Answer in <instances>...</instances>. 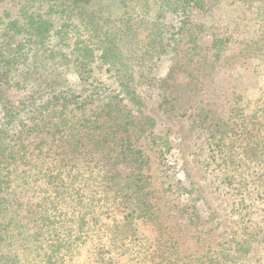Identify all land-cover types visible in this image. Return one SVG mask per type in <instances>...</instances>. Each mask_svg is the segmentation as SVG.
<instances>
[{"label": "rangeland", "instance_id": "1", "mask_svg": "<svg viewBox=\"0 0 264 264\" xmlns=\"http://www.w3.org/2000/svg\"><path fill=\"white\" fill-rule=\"evenodd\" d=\"M31 17L48 22L47 43L23 44ZM70 49L94 52L82 78L80 58L64 64ZM85 97L94 102L82 108ZM15 105L22 117L58 109L64 122L106 113L108 144L97 166L66 163L59 147L0 164V264H264V191L224 183L215 144L236 106L264 109V0H1L0 127L10 133L2 116ZM101 129L92 125L95 139ZM129 149L131 162L118 163ZM50 172L78 177V199L65 178L55 194ZM118 175L140 176L138 195L102 202L100 179Z\"/></svg>", "mask_w": 264, "mask_h": 264}, {"label": "trees", "instance_id": "2", "mask_svg": "<svg viewBox=\"0 0 264 264\" xmlns=\"http://www.w3.org/2000/svg\"><path fill=\"white\" fill-rule=\"evenodd\" d=\"M32 21H34L33 17L30 18V24L22 29L23 32H26L25 35H23L25 38L23 44L28 43L30 46L35 42L39 45H43L45 42L47 43L51 30L48 22L40 18L37 19L35 23H32ZM246 49H249L248 45H246ZM78 52L81 54L80 49ZM75 53V49H70L69 52L63 53L62 56L65 66H67V62L72 61V58H75V61L79 60L80 57L74 55ZM105 54L106 53L102 50V59H104ZM92 60H94V52L86 49L83 57L80 58L79 63H76L81 78L83 72H90V70H87V64ZM16 85H19L18 82ZM69 101L70 100L67 96H64L59 103L63 106L62 108H64L61 110L62 113H65L64 117H66L67 114V103ZM132 101L139 102L138 96L133 97ZM93 102L94 101L88 100V97H85L81 106L82 108L84 105L85 107H88V105ZM52 106H54V108L59 107V105ZM13 108L14 112L12 113L6 110V113L2 116V121L6 126L12 124L14 131L10 133L9 129L6 130L5 128L0 127V141H3L6 137H10L15 146L12 144V146L7 149L8 145H6L5 150L0 147V164L5 163L6 165H10L15 163V158H24L26 152V158L28 157L29 160L38 159L39 157L41 158L44 153L43 150H45L46 147L47 149L45 151L51 150L55 147H59V149L61 148L62 151L65 152L63 160L66 163L75 160L77 161V164H80L79 166H82V163L78 162H85L86 164L88 163L89 165L97 166L103 161L104 155L106 156V153L104 154V152L107 148L108 139L105 131L101 129V127L106 125V113H98L95 115V118L92 119L93 114L91 116L88 115V108H86L79 116L75 117V121L66 120L64 122L61 118L57 121L53 119L58 109L52 111L49 110V113H40L39 115H33L35 112H31L30 116L22 117L20 113H17L22 111L20 106L15 105ZM101 111H104V108ZM233 111L234 114L224 122V125H220L221 129L217 130L218 137L215 139L217 153L220 154V171L222 172V175H225L223 182L231 187L232 184L238 180L240 185L236 188L237 191L244 190L246 184L255 187L253 190L257 193L259 192L258 187H262L264 191V109L254 110L249 114L246 113V109H243V107L238 105ZM58 121L64 122V128L61 130L60 128L62 125L58 124ZM92 125H95V128L97 129H101L97 135L98 139H95L96 137L91 134ZM30 135L32 136L30 139L35 144L28 139V143L24 145V140ZM91 140H93L97 146L90 145L89 141ZM17 142L20 143L15 144ZM60 142H64V147L59 146ZM124 151L116 153V160L122 156L118 163H123L121 160L131 162L127 158L133 156V150H128L131 154L128 157H126L124 153L122 155V152ZM18 152L23 153L16 155ZM134 152L136 153V151ZM135 156L136 155H134V157ZM134 157L133 159L136 160ZM253 166L256 167L257 172L249 173ZM244 173H246L247 176L249 175L248 179L242 177ZM48 174L50 175L47 177V184L56 189L55 194H58V191L61 189L60 187L64 184L63 180L65 178L70 181V185H67L69 186L67 188H70L69 190L73 191L72 196L75 197V200L78 199L79 193L71 189V186L80 180L78 177L74 178L70 173L65 177L60 176V178L54 172ZM118 176L119 177L111 179L110 181H107L106 177L100 179V182L104 184V189L106 191L102 195V202L108 199L109 192H113V198L118 202L122 197H126V200H131L132 197L138 195V189L141 188L138 183L141 180L140 176L135 177L134 179H122L120 175ZM248 194L249 191L246 195ZM98 202H100V200H98ZM253 202H256V200H253ZM253 202L249 201L251 204H253ZM247 203L248 201L246 199H241L242 205ZM132 214L133 212H131V214L124 213L122 217L124 220H127ZM142 215L145 216L146 212L143 211ZM217 253L218 251H213L212 255H217Z\"/></svg>", "mask_w": 264, "mask_h": 264}]
</instances>
